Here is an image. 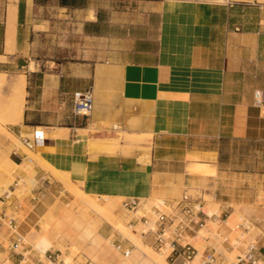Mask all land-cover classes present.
Listing matches in <instances>:
<instances>
[{"label": "crops", "instance_id": "0c3cea01", "mask_svg": "<svg viewBox=\"0 0 264 264\" xmlns=\"http://www.w3.org/2000/svg\"><path fill=\"white\" fill-rule=\"evenodd\" d=\"M8 1L0 0V72L15 76L23 68L27 81L23 119L11 130L33 140L42 128L41 157L85 192L172 200L200 187L221 210L246 192H264V110L254 105V92L264 90V0H17L11 52ZM69 17L78 23L79 57L38 59L34 38L59 36ZM87 88L93 111L74 116L73 94ZM118 131L151 136L150 155L107 153L102 145ZM12 154L17 162L24 157L19 149ZM99 235L132 248L129 256L116 248L125 258L119 264L139 260L134 244L111 228L100 227ZM257 242L264 248V233Z\"/></svg>", "mask_w": 264, "mask_h": 264}, {"label": "rangeland", "instance_id": "374dc122", "mask_svg": "<svg viewBox=\"0 0 264 264\" xmlns=\"http://www.w3.org/2000/svg\"><path fill=\"white\" fill-rule=\"evenodd\" d=\"M16 1L17 0L8 1L7 12L8 7L12 3L16 4ZM3 8H5V5H2V9ZM59 26L63 30L59 36H37L34 38V47L36 48L35 55L38 59L48 57L54 58L55 60L71 61L75 59V57H79L78 46L77 49L74 48V44H78L81 40L77 21L69 17L68 20L63 22V25ZM19 72V74H25L23 68H21ZM7 77L10 78L8 74ZM7 92L9 91L6 86L0 87L1 97L7 96V94H9ZM5 118L6 112L0 108V197L4 194V190L8 184H10V191H8V193L11 194V197L8 203L13 205L15 201H17L16 203L21 205L22 209L17 219L19 230L26 235L28 243L33 246V255L41 253L36 247V243L38 239H40L39 236L42 237V234H46L53 242L49 250L59 255V264H65V256L72 257L69 264H119L123 262L125 258L117 251L112 239L107 237L104 238L99 235L100 227L107 226L113 230V236H122L129 239V232L136 233L143 244L156 252L155 254L157 256L164 257L168 264H172L165 257L168 251H160L155 247L152 241L145 239L143 231L146 230V225L140 222L138 226L135 224L131 226L129 221L139 217V215L145 213L146 210L151 209L154 204H158L162 201H174L175 199L167 200L165 197L159 195L143 198L141 199L139 212L135 214L123 208L122 202L125 198L109 195L101 197L91 195L82 189L79 182L73 181L68 173L56 169L51 164L42 166L37 164L36 162H38V160L34 158L33 162H29L32 165L30 167L28 163H25V158L30 155L27 150L33 151V149L28 148L22 142V138L13 133L11 124L4 123ZM38 118L45 123L56 121V117L42 116ZM34 119H36V117ZM62 121L64 120L61 119L58 124H62ZM3 127H7L14 134L15 138L4 136ZM42 130V128H39V136L43 134ZM82 132L88 133V131ZM109 137L115 138L111 140L110 144H107L108 146L102 145L107 153L121 151L126 154H132L139 150L143 158L150 155L152 148L151 136L129 135V139L127 138V134L118 131L109 134ZM122 140H124L123 146L121 145ZM18 143H20L21 146L18 145ZM39 148L41 149L42 146H38V150ZM7 149L11 150L9 154L10 157H12L13 160L15 159L14 161L17 164L21 165L11 168L10 170H12V173H9L10 175L5 172L3 173L4 167L8 166L4 154V151ZM15 149H19L24 153V157L19 159L18 162L15 155L12 154ZM130 151L133 152L127 153ZM32 169L37 170V174L35 173L36 183L34 185H31L29 182L34 172ZM190 171L198 174L201 173V171L196 168H191ZM51 172L55 180L51 179ZM17 182L18 185H16ZM254 182V180H247L245 185L248 187L249 183L256 185ZM257 184H260V182H257ZM257 190L258 189L255 191ZM33 192L41 193L42 201L38 203L32 201L31 197ZM184 193L195 197L200 196L202 204L204 205V210L208 213L222 212L223 219H226V215L228 216L227 218H229L232 213L236 215L235 220L237 223L234 222L233 224L236 225L233 226L232 224L231 226L233 227L229 226V224H227L229 222L227 221L222 222L219 219L211 218L208 219L206 226L201 227L200 230L198 229L199 231H197L196 234L190 233L189 236H186V241L193 243L201 251L205 249L208 244H212L221 249L227 257L233 260L235 255L241 251L242 247L245 246L248 241H255L258 239V236L263 235L264 229L258 227H261V225L264 226V208H260V206H264L263 191L261 195L246 192V194L238 196V201L233 202L229 209L224 210H221L222 204L218 200L210 194L203 193L200 187L188 188ZM184 193L182 195H184ZM182 195L179 198H181ZM4 209V204L1 202L0 198V234L6 240L7 244L10 229L7 224L2 223V220L6 222L3 219ZM164 209L170 211L169 208ZM6 211L8 215L12 213L11 208H8ZM115 220L123 224V230L119 229ZM242 221H247L250 224V228L247 230L238 228V224ZM237 238L241 239V241L238 242L236 247L233 249L225 248L226 245L224 246L223 243L224 239H228L229 242H234ZM134 248V252H137L140 258L132 264H146V259L143 257L144 254L135 244ZM8 254L7 250L4 251L0 249V264H2L4 260H6L5 264H10ZM149 264L157 263L151 261Z\"/></svg>", "mask_w": 264, "mask_h": 264}, {"label": "built area", "instance_id": "2783aa9c", "mask_svg": "<svg viewBox=\"0 0 264 264\" xmlns=\"http://www.w3.org/2000/svg\"><path fill=\"white\" fill-rule=\"evenodd\" d=\"M219 3L231 5L232 0H217ZM93 92L92 88L78 90L73 94L72 113L74 116H89L93 111ZM254 105L260 110H264V90L258 89L254 92ZM40 137L36 132L33 140L28 137H22V142L30 149L39 146ZM18 185V182L16 183ZM11 194L5 192L0 198L4 204V213L2 220L3 224L9 226V239L6 240L0 234V249L8 251V260L11 255H19L20 259L10 264H59V255L54 251L47 250L44 253L33 255L34 248L31 246L26 235L19 230L18 214L21 211V205L9 204ZM201 197L184 193L181 198L174 201H162L154 204L151 209L146 210L145 213L139 215L133 220H130V225H138L140 222L146 225V230L143 231L145 235H151L152 242L160 251L167 253L166 259L172 264H176L178 259H181L182 264H264V248L260 247L257 240L248 241L241 251L235 255L231 260L224 252L217 246L208 248L207 246L202 251L193 243L186 241V236L190 233H197L201 227L206 226L208 219H219L222 222L227 221L223 219L222 212H214L209 214L204 210ZM31 200L35 203L41 201L40 193L33 192ZM12 205V206H11ZM141 205V199L133 197L124 199L122 206L127 211L137 214ZM11 208V214H7V209ZM164 208H169L166 211ZM238 228L245 230L250 228L247 221H242L238 224ZM199 229V230H198ZM1 230V227H0ZM129 241L128 238H125ZM241 239L237 238L234 242H229L224 239L223 243L228 244L230 249L236 247ZM116 248L123 250L125 256H129L132 248H125L123 242L117 243ZM229 249L228 247H225ZM44 256V258H43ZM5 261L2 264H5Z\"/></svg>", "mask_w": 264, "mask_h": 264}, {"label": "bare ground", "instance_id": "6f19581e", "mask_svg": "<svg viewBox=\"0 0 264 264\" xmlns=\"http://www.w3.org/2000/svg\"><path fill=\"white\" fill-rule=\"evenodd\" d=\"M6 20H7L6 34H5L6 35V49L11 52L14 49V47H15V36H16V30H17L16 29V22H17V5L16 4L12 3L8 7L7 19ZM8 79H12V80H14V82H10ZM25 79H26V77H25L24 74H17L15 76H11L10 78H8L6 73L0 72V87H3L5 85H9V87H7L8 91H9L7 93H9V94H7V96H4V97L0 96V108H2L6 112V118L4 119V121H5L4 123L5 124L20 123L22 121V119H23L25 103H26L25 102V96H26V83H27V81ZM2 95H4V94H2ZM67 132H68V130H60L57 135H63V134H66ZM3 134H4V136L9 137V138L10 137L15 138L14 134L7 127H3ZM57 137H59V136H57ZM17 141H19V140H17ZM18 145L21 146L20 143H18ZM42 149L43 148H41V149L39 148L38 152H34L32 150H30V151L27 150L30 155L25 158V161H26L25 163H28L29 164L28 166L31 167L32 165L29 162L30 161L33 162L34 158H36L38 160V162H39V163L36 162L37 164H40L42 166L49 165L50 163L45 161L40 155V152H41ZM10 152H11L10 149H7V150L4 151V154H5V157H6L5 160H6L7 164H8V166L4 167L3 173L5 172V173H8V174L9 173L11 174L12 173V170H10L11 168L16 167V166H21L20 164H17L12 159V157H10V155H9ZM28 170H29V168H28ZM33 170L34 169H32V171ZM36 172H37V170H34L33 176L30 177V179H29V182L31 183V185L32 184L34 185L36 183V178H35V175L37 174ZM8 191H10V184H8V186L4 190V193L8 192ZM93 204H95V203H93ZM92 206H94V205H92ZM93 208H96V207H93ZM209 214L211 215V214H213V212H209ZM235 216L236 215H234V213H232L229 216V218L227 220V222H229V223H227V224H229V226H231L234 222H236ZM240 217H242V216H240ZM115 222L118 224L119 229L123 230V224H121V222L120 223L117 222L116 220H115ZM234 225H236V224H233V226ZM233 226H231V227H233ZM129 233H127V234L130 235L129 240L133 244H135L137 246V248H139L141 250V252L144 254L143 257L146 259V264H149L151 261H155V263H157V264H168V262L164 259V257L157 256L155 254L156 252H154L150 247H148L145 244H143L141 239H140V237L136 233H131V232H129ZM39 238L40 239H38V242L36 243V247L41 251V253H44L45 251H47L52 246L53 242L51 241V239L46 234H42V237L39 236ZM65 257L66 258L64 259V263L65 264H69V261H71L72 257H70V256H65Z\"/></svg>", "mask_w": 264, "mask_h": 264}, {"label": "trees", "instance_id": "16d2710c", "mask_svg": "<svg viewBox=\"0 0 264 264\" xmlns=\"http://www.w3.org/2000/svg\"><path fill=\"white\" fill-rule=\"evenodd\" d=\"M60 3L65 6H79L82 0H60Z\"/></svg>", "mask_w": 264, "mask_h": 264}]
</instances>
